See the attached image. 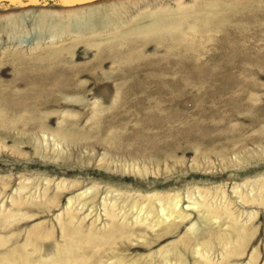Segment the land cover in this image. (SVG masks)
I'll return each mask as SVG.
<instances>
[{"label": "rangeland", "instance_id": "374dc122", "mask_svg": "<svg viewBox=\"0 0 264 264\" xmlns=\"http://www.w3.org/2000/svg\"><path fill=\"white\" fill-rule=\"evenodd\" d=\"M123 2L130 20L146 15L128 34L142 45L72 44L81 34L51 37L38 17ZM10 12L14 26L0 18V264H55L67 236L111 219L116 250L97 264H164L168 251L167 264H219L230 225L250 236L225 264H264V0L0 3V17ZM157 130L173 141L160 155L133 148L135 134ZM166 199L186 215L172 233L155 224L178 220ZM202 202L232 215L207 217ZM43 230L53 234L41 242Z\"/></svg>", "mask_w": 264, "mask_h": 264}, {"label": "bare ground", "instance_id": "6f19581e", "mask_svg": "<svg viewBox=\"0 0 264 264\" xmlns=\"http://www.w3.org/2000/svg\"><path fill=\"white\" fill-rule=\"evenodd\" d=\"M130 10V5L127 3H121V4H111L108 7L102 8L100 6H95V7H83L81 10H73V11H52V12H46L42 11L39 12L38 17H40V22L42 25H45L47 27L48 35L53 37V36H65L69 35L70 29L72 28L76 33L78 32L81 34L80 36H74L71 38L72 44H75L77 41H84L87 44H89L86 40L92 39L94 40L99 39V40H94L92 41L91 45L101 47L102 41L104 38L109 39L110 41L115 40L117 41V44L124 45V44H131L132 42L134 43H145V40H136L134 37L133 39H130V32L132 29L137 26V23L139 22L138 19L146 16L145 14H139V16L135 19L130 20L128 17H125L123 15L124 13L126 14ZM63 12V13H62ZM19 14L16 13H9L2 15L0 18L4 22H7L9 26H14L15 23H17V17ZM177 20V19H176ZM39 23V22H38ZM99 26L98 29L95 26ZM175 26H177L175 24ZM106 29H109L108 33H105V35H102L103 31ZM91 31L89 34V38L87 35L88 31ZM107 31V30H106ZM104 34V33H103ZM78 35V34H77ZM67 38H65L66 40ZM70 39V38H69ZM136 40V41H134ZM64 41V40H63ZM110 41H108L110 43ZM107 42V43H108ZM111 44V43H110ZM145 45V44H144ZM121 53V52H120ZM130 54V53H129ZM131 55V54H130ZM41 61L40 62H35L34 64L31 65H36L41 67ZM130 67V66H129ZM153 123V122H152ZM211 127H216V125H213ZM171 129L166 130V134L168 135ZM162 130H157L154 131V133H145V132H140L138 134H135L136 136L134 137V142L132 144L133 148H140V149H148L152 154L158 155L161 152V148H164V146H171L173 144L172 140H169L168 138L162 139L159 137L160 133H162ZM145 140V143H141V141ZM149 153V154H150ZM160 155V154H159ZM167 207L166 210L168 213L173 214L178 220L172 218V220H169L166 222L164 219L161 218V221L156 219L157 221L155 224H164L163 228H168V233L176 232L178 227L185 221L186 215L182 213L183 211L176 210L174 205L169 202L166 199ZM200 205L203 207V211L205 215L208 216H213L217 217L223 214H226L227 216H231V211L228 210V207H220V206H212L208 205L205 202H202ZM153 210V209H152ZM152 212L151 210H148ZM106 215H109L111 218L115 217V215L112 213L110 214L108 211ZM171 216V215H170ZM69 219L72 220L73 216L69 214ZM164 222V223H163ZM166 223V224H165ZM107 229H101L99 232H95L94 230H90L87 232L86 236H82L84 238H75L71 235L67 236L68 240L65 241V243L57 245L55 252H57L58 258L57 261H55V264H59L60 260H62V264H97L99 261L102 260V258H108V255L113 256L114 254L111 253H106L107 250H112L115 246H112L111 244L114 242V233L115 231H118L119 228L117 227L116 223L111 219V222L107 224ZM231 229L236 232V238L233 242V248L230 249L225 256L222 257L221 262L219 264H225L227 262L228 258L233 255V254H239L242 251L237 252V246L240 244V242L245 239V237L250 236L247 233V227H239L235 225H230ZM128 232L130 231L131 233L133 230L129 229L127 230ZM75 232V231H74ZM168 233H163L162 237H164ZM53 234V231L50 230H43L40 231L34 236L41 240L43 238H49ZM107 235V236H106ZM117 236V235H116ZM161 235L156 236L155 240L160 237ZM230 233L222 234L220 233L217 236V239L219 240V243L221 244H227L229 243L230 240ZM110 241L107 242L104 241L106 238H110ZM96 241L95 243L93 242V239ZM94 243V244H91ZM191 241L188 239L187 241H182L180 244L184 246V248L190 244ZM177 245H175L176 248ZM211 243L208 240H205L201 244V248L211 249ZM46 247V246H45ZM128 247V246H127ZM114 251V250H113ZM204 251V250H203ZM92 252L95 255H97L96 260H92V258H89L87 255ZM171 253V254H170ZM174 253V252H173ZM200 253V252H198ZM172 255V252H165L163 253V261L164 264H167L168 258ZM181 255V254H180ZM10 258L16 263V261L20 260L21 257H18L11 252ZM185 259V257L183 258ZM5 260V257H4ZM88 260H91L88 262ZM18 263V262H17ZM21 263V262H20ZM37 264H41L40 262ZM199 264V263H196ZM204 264H213L209 260L208 257L204 259ZM217 264V262L215 263Z\"/></svg>", "mask_w": 264, "mask_h": 264}, {"label": "water", "instance_id": "95a60500", "mask_svg": "<svg viewBox=\"0 0 264 264\" xmlns=\"http://www.w3.org/2000/svg\"><path fill=\"white\" fill-rule=\"evenodd\" d=\"M33 1V0H32ZM31 0H0V3H5L8 5V8L13 5H17L18 3L20 4H27V3H31L32 2ZM10 3V4H8ZM7 9V8H6Z\"/></svg>", "mask_w": 264, "mask_h": 264}]
</instances>
